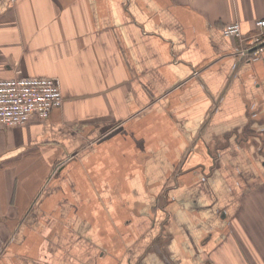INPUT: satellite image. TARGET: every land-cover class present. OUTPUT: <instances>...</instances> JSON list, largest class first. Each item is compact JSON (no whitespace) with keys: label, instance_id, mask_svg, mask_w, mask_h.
Masks as SVG:
<instances>
[{"label":"crops","instance_id":"1","mask_svg":"<svg viewBox=\"0 0 264 264\" xmlns=\"http://www.w3.org/2000/svg\"><path fill=\"white\" fill-rule=\"evenodd\" d=\"M264 0H0V264H264ZM238 22L240 36L223 27Z\"/></svg>","mask_w":264,"mask_h":264},{"label":"built area","instance_id":"2","mask_svg":"<svg viewBox=\"0 0 264 264\" xmlns=\"http://www.w3.org/2000/svg\"><path fill=\"white\" fill-rule=\"evenodd\" d=\"M255 24L264 35V18L257 19ZM222 33L225 36H240L239 23L226 25ZM258 52L259 49L253 51L255 55ZM62 101L59 82L54 77L29 76L17 72L11 77L0 78V123L4 125H20L32 117L45 119ZM1 252L0 242V255Z\"/></svg>","mask_w":264,"mask_h":264},{"label":"water","instance_id":"3","mask_svg":"<svg viewBox=\"0 0 264 264\" xmlns=\"http://www.w3.org/2000/svg\"><path fill=\"white\" fill-rule=\"evenodd\" d=\"M262 46H264V40L261 41L260 43L256 44V45H254L253 47H251L250 49H248L246 52H249L251 50H254V49L259 48V47H262Z\"/></svg>","mask_w":264,"mask_h":264}]
</instances>
